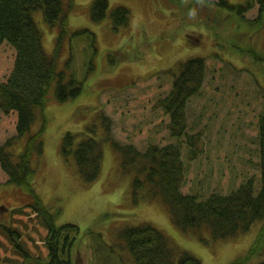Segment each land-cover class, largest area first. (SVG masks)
Masks as SVG:
<instances>
[{
    "label": "rangeland",
    "instance_id": "rangeland-1",
    "mask_svg": "<svg viewBox=\"0 0 264 264\" xmlns=\"http://www.w3.org/2000/svg\"><path fill=\"white\" fill-rule=\"evenodd\" d=\"M108 1V15L95 21L91 17L93 0H73L58 66L84 79L85 87L80 95L60 101L52 86L42 113L31 126V131H36L46 122L44 156L32 178L36 193L57 213V225L75 223L81 227L72 249L77 264H134L119 229L145 220L172 236L175 244L203 264H229L248 252L261 220L249 231L226 239H213L205 228V240L201 239L177 228L162 202L132 201V175L121 170L119 156L110 144L105 145L101 173L93 182L81 177L72 157V162L63 160L60 149L66 131L84 129L85 124L100 119L102 110L112 118L113 134L121 142L145 149L151 142L175 140L167 126L170 117L157 101L172 87L174 76L169 69L177 72L182 61L201 56L206 58V77L188 102L186 118L190 131L202 130V152L189 159L187 146H183L187 167L183 190L206 197L213 191L227 193L246 177L259 181L257 117L264 105V21H252L257 7L248 11L245 19L203 0ZM116 5L131 11L128 24L117 29L110 14ZM33 16L43 32L44 47L52 53L59 27L45 21L42 9L34 10ZM79 29H89L94 36L89 31L73 34ZM191 34L195 42H191ZM14 59L15 49L1 43L0 81L11 71ZM17 116L16 111L5 113L0 108V144L16 135ZM26 139L23 135L14 149L20 150ZM36 193L8 182L0 166V205H4L0 222L18 224L32 252L37 247L46 250L47 228L33 205ZM22 206L26 212H12ZM88 227L101 231V237L85 233ZM0 252L14 255L2 232Z\"/></svg>",
    "mask_w": 264,
    "mask_h": 264
},
{
    "label": "trees",
    "instance_id": "trees-1",
    "mask_svg": "<svg viewBox=\"0 0 264 264\" xmlns=\"http://www.w3.org/2000/svg\"><path fill=\"white\" fill-rule=\"evenodd\" d=\"M203 1L214 2L245 19L246 13L257 7V15L252 21H264V0L238 3L230 0ZM73 6V0H0V44L7 42L15 49L13 67L0 81V108L5 113L16 111L18 115L16 135L0 144V166L8 175V182L23 186L28 192L36 193L32 178L43 160L46 122L36 131H31V126L42 113L50 88L54 86L58 100L66 101L80 95L85 87L84 79L58 66L63 40L69 33L67 24ZM36 9H42L44 19L50 26L59 27L52 53L44 47L43 32L33 16ZM108 9V0H93L92 19L103 20L108 15ZM130 12L125 5L112 8L113 26L117 29L119 25L128 24ZM85 31L94 36L89 29H79L73 34ZM190 39L195 42L196 38H192L191 34ZM169 70L174 76L172 87L158 99L157 104L169 115L167 126L175 140L165 144L151 142L145 149L132 142H121L113 134L112 118L102 110L99 112L100 119L85 124L84 129L65 132L61 156L66 162H72V157L81 177L93 182L101 173L105 145L110 144L119 156L121 170L132 175V201L135 204L143 199L162 202L177 228L204 240L202 230L205 228L213 239H226L249 231L257 220H261L263 224L248 252L229 264H264V105L257 117L259 159L256 164L260 172L259 181L254 176L246 177L231 191H213L206 197L186 192L182 187L187 170L183 146H187L189 159H195L202 152V130H189L186 110L191 97L200 91L204 83L206 58L190 57L179 64L177 72ZM23 135H27L26 142L16 151L14 147ZM33 205L42 217L41 224L47 228L44 241L46 250L37 247L32 252L22 239L18 224L11 226L0 222V232L7 235L14 251V255L5 256L0 252V264H77L72 259V249L81 227L75 223L57 225V213H53L38 194ZM18 211L26 212V209L24 206L12 209L14 214ZM24 222L27 225V221ZM94 231L88 227L85 233H92L95 239L101 237V231ZM119 235L123 245L129 249L134 264H203L197 256L175 244L172 236L150 221L127 224L119 229ZM256 257L258 260L250 263Z\"/></svg>",
    "mask_w": 264,
    "mask_h": 264
}]
</instances>
